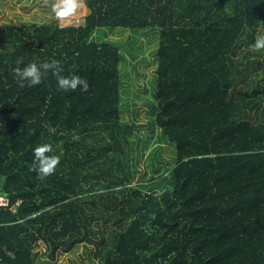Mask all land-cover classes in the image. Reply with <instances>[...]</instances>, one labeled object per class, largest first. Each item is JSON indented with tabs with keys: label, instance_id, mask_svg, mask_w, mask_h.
I'll return each mask as SVG.
<instances>
[{
	"label": "trees",
	"instance_id": "1",
	"mask_svg": "<svg viewBox=\"0 0 264 264\" xmlns=\"http://www.w3.org/2000/svg\"><path fill=\"white\" fill-rule=\"evenodd\" d=\"M84 1L82 26H0V264L82 243L102 264H264V0ZM116 27L161 33L154 125L176 148L161 195L132 184L121 46L94 39ZM52 59L89 90L19 87L12 69ZM43 143L60 156L46 178Z\"/></svg>",
	"mask_w": 264,
	"mask_h": 264
},
{
	"label": "rangeland",
	"instance_id": "2",
	"mask_svg": "<svg viewBox=\"0 0 264 264\" xmlns=\"http://www.w3.org/2000/svg\"><path fill=\"white\" fill-rule=\"evenodd\" d=\"M88 13L85 5L72 18L71 23H61L55 18L51 7L43 5V0H0V26H82ZM94 39L98 42L109 39L121 46V118L124 123L134 126V135L130 138L131 143L127 150L128 160L134 171L132 184L155 185L154 191L161 195L168 188L167 181L162 180L175 165L176 148L161 136V130L154 125L157 107L156 51L161 41L160 30L132 31L116 27L95 33ZM38 250L42 260L47 261L45 249L40 246ZM96 251L95 244L82 243L69 253L59 252L57 259L49 261V264H102Z\"/></svg>",
	"mask_w": 264,
	"mask_h": 264
},
{
	"label": "clouds",
	"instance_id": "3",
	"mask_svg": "<svg viewBox=\"0 0 264 264\" xmlns=\"http://www.w3.org/2000/svg\"><path fill=\"white\" fill-rule=\"evenodd\" d=\"M44 6H50L55 18L61 23H71L73 17L83 8L84 0H43ZM254 52L264 51V35L258 34L255 42L250 45ZM14 78L19 87L23 88L25 83L29 87L40 85L51 74L57 79L58 88L62 91H76L78 88L86 92L89 90V82L77 74L63 75L64 68L59 60L52 59L41 63L30 62L23 67L19 64L12 69ZM74 140L79 139L73 136ZM35 163L31 171L38 173L40 178H46L55 174L60 164V156L50 143H43L33 149Z\"/></svg>",
	"mask_w": 264,
	"mask_h": 264
},
{
	"label": "built area",
	"instance_id": "4",
	"mask_svg": "<svg viewBox=\"0 0 264 264\" xmlns=\"http://www.w3.org/2000/svg\"><path fill=\"white\" fill-rule=\"evenodd\" d=\"M9 206V200L6 196L0 195V207Z\"/></svg>",
	"mask_w": 264,
	"mask_h": 264
},
{
	"label": "crops",
	"instance_id": "5",
	"mask_svg": "<svg viewBox=\"0 0 264 264\" xmlns=\"http://www.w3.org/2000/svg\"><path fill=\"white\" fill-rule=\"evenodd\" d=\"M260 77H264V73L263 72H260Z\"/></svg>",
	"mask_w": 264,
	"mask_h": 264
}]
</instances>
